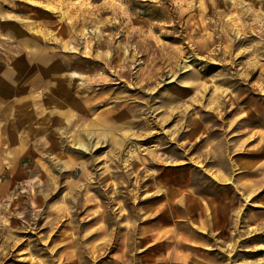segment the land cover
Instances as JSON below:
<instances>
[{
  "label": "rangeland",
  "instance_id": "374dc122",
  "mask_svg": "<svg viewBox=\"0 0 264 264\" xmlns=\"http://www.w3.org/2000/svg\"><path fill=\"white\" fill-rule=\"evenodd\" d=\"M0 264H264V0H0Z\"/></svg>",
  "mask_w": 264,
  "mask_h": 264
}]
</instances>
